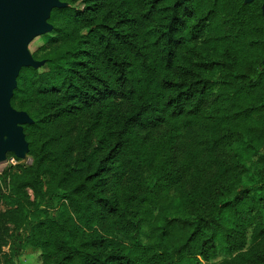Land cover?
<instances>
[{
    "label": "trees",
    "instance_id": "1",
    "mask_svg": "<svg viewBox=\"0 0 264 264\" xmlns=\"http://www.w3.org/2000/svg\"><path fill=\"white\" fill-rule=\"evenodd\" d=\"M62 1L32 53L45 68L22 66L10 99L31 162L0 173V248L264 264L263 0Z\"/></svg>",
    "mask_w": 264,
    "mask_h": 264
},
{
    "label": "water",
    "instance_id": "2",
    "mask_svg": "<svg viewBox=\"0 0 264 264\" xmlns=\"http://www.w3.org/2000/svg\"><path fill=\"white\" fill-rule=\"evenodd\" d=\"M66 4L62 0H0V161L7 158L8 151L24 159L29 156L23 124L33 119L26 110L15 108L10 99L20 68L37 67L44 62L33 56L28 42L35 35L50 31L52 23L48 18L52 8ZM261 12L264 16V0Z\"/></svg>",
    "mask_w": 264,
    "mask_h": 264
},
{
    "label": "rangeland",
    "instance_id": "3",
    "mask_svg": "<svg viewBox=\"0 0 264 264\" xmlns=\"http://www.w3.org/2000/svg\"><path fill=\"white\" fill-rule=\"evenodd\" d=\"M52 30V29H51ZM50 30V31H51ZM50 31H47L45 33H48ZM45 33L37 34L35 35L29 42H28V48L31 53L35 51L39 46H41L44 43V37L43 35ZM45 62V60H44ZM41 63L39 66H37L39 69L45 68V64ZM17 157V156H16ZM14 156H7L5 160L0 161V173L2 172L3 169L10 165H16L19 162H26L29 163L31 162V157L27 156L26 159L24 158H16ZM247 163L250 164L249 169L247 172L244 174V181H249V182H254L256 181L259 177V166L260 164L254 161H251L250 159L247 160ZM16 167L14 166V169ZM5 205L0 201V208H4ZM52 211H57L58 207L57 204H53V207L51 208ZM145 228V227H144ZM22 229V228H21ZM21 229L18 230V232L21 231ZM251 226H248L247 228V235L249 236ZM142 238L144 239L145 236L142 235ZM19 241L16 238H9L8 243L3 245L0 248V264H6V259L11 258V262L9 264H42V257L40 254V250L38 248H35L31 245L28 244H22L18 248V251L15 255L12 254L11 250V245L18 244ZM226 256V253L224 252H218V254L214 257V259H219Z\"/></svg>",
    "mask_w": 264,
    "mask_h": 264
}]
</instances>
